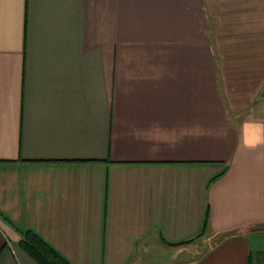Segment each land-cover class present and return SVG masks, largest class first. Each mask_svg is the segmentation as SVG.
I'll use <instances>...</instances> for the list:
<instances>
[{
	"label": "crops",
	"instance_id": "0c3cea01",
	"mask_svg": "<svg viewBox=\"0 0 264 264\" xmlns=\"http://www.w3.org/2000/svg\"><path fill=\"white\" fill-rule=\"evenodd\" d=\"M27 233L264 264V0H0V264Z\"/></svg>",
	"mask_w": 264,
	"mask_h": 264
},
{
	"label": "trees",
	"instance_id": "16d2710c",
	"mask_svg": "<svg viewBox=\"0 0 264 264\" xmlns=\"http://www.w3.org/2000/svg\"><path fill=\"white\" fill-rule=\"evenodd\" d=\"M26 237L25 249L39 264H69L36 235L27 233Z\"/></svg>",
	"mask_w": 264,
	"mask_h": 264
},
{
	"label": "rangeland",
	"instance_id": "374dc122",
	"mask_svg": "<svg viewBox=\"0 0 264 264\" xmlns=\"http://www.w3.org/2000/svg\"><path fill=\"white\" fill-rule=\"evenodd\" d=\"M203 43H204V40H203ZM203 47H206L205 45H203ZM207 48V47H206ZM205 58L203 57V60H204Z\"/></svg>",
	"mask_w": 264,
	"mask_h": 264
}]
</instances>
